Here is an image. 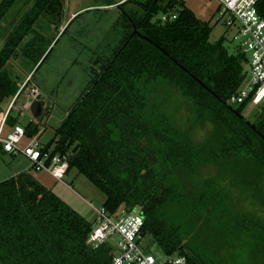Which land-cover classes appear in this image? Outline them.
Listing matches in <instances>:
<instances>
[{"label":"trees","instance_id":"16d2710c","mask_svg":"<svg viewBox=\"0 0 264 264\" xmlns=\"http://www.w3.org/2000/svg\"><path fill=\"white\" fill-rule=\"evenodd\" d=\"M17 2L0 0V23ZM132 2L141 14L125 9ZM118 7L121 15L93 51L96 59L84 67L89 84L56 131L51 152L68 157L66 176L77 170L105 195L103 206L109 212L140 209L145 235L166 256L220 264L216 254L210 258L195 249L194 240L201 222L215 218L222 226L228 212L230 242L260 248L255 257L249 252L253 247L247 248L240 263L264 264V224L228 210L230 204L215 194L214 181L203 187L197 183L204 167L228 169L236 157L264 171V106L252 122L243 115L248 103H228L246 82L247 56L230 53L224 38L210 42V24L179 0H125ZM64 8L65 0H36L10 33L0 52V102L20 90L6 69L8 61L29 35L20 53L38 65L37 72L68 29L60 31ZM258 11L264 18V0ZM161 13L176 18L163 21ZM42 21L52 25L51 35L40 27ZM160 83L172 86L189 103L190 130L208 122L220 130L217 149L195 144L190 130H180L153 108V89ZM15 125L9 116L7 126ZM25 129L28 139L40 133L34 123ZM5 154L0 150V157ZM94 223L32 174L19 173L0 183V264H111L112 245L93 249L87 244Z\"/></svg>","mask_w":264,"mask_h":264},{"label":"rangeland","instance_id":"374dc122","mask_svg":"<svg viewBox=\"0 0 264 264\" xmlns=\"http://www.w3.org/2000/svg\"><path fill=\"white\" fill-rule=\"evenodd\" d=\"M35 1L18 0L8 16L2 20L0 23V52L5 48L10 33L13 29L14 31L17 29L22 18L34 6ZM124 1L65 0L60 31L63 32L67 26L68 29L53 45V51L46 63L35 72L38 65L21 56L20 50L23 48V44L32 38L28 35L23 44L17 48L18 55L11 58L6 65L11 79L20 89L27 83L24 90L18 95L10 117L16 121V125H21L23 128H26L30 123L38 125L40 128L39 143L43 147L52 145L50 151H54L56 148V131L63 123L67 112L78 102L89 84L90 77L84 67H89L96 59L93 51L98 47L105 32L109 33L120 17L121 11L118 5ZM135 1L145 2L147 0ZM179 1L193 11L199 20L210 24L212 27L210 42H217L224 38L225 46L230 53L239 52L237 49L239 42L234 40V30H230L218 22L220 5L217 0ZM135 3L126 5L125 9L130 11L132 9L141 14V10ZM172 14L175 13H168L169 16ZM77 16L79 17L76 18ZM164 16L167 15L159 14L161 19ZM49 26L52 27L46 21L40 25L48 33ZM90 49H92L91 52H89ZM33 88L39 90L44 103V111L38 118H35L31 110L27 108L28 95ZM13 98L14 96H10L1 100L0 122ZM151 104L158 113L173 119L180 130H190L193 114L189 103L172 86L160 83L156 89L154 88ZM260 106H247L243 115L254 122L264 105ZM190 131L195 144H206L214 149L218 148L221 132L212 123L208 122L204 127L194 128ZM31 141L32 139L27 138L23 145H27ZM145 144L153 146L155 143L145 141ZM22 172L32 174L44 187L88 219L95 220L96 218V212L90 203L95 208H100L105 202V195L77 170H72L63 182H60L46 172H36L31 162L22 155L5 154L0 157V183ZM208 181L215 182V194L220 201L224 200L223 203L230 204L229 208L226 207L228 210L237 214L250 215L259 224H264V171L255 162H248L236 157L231 161L228 169L207 165L201 171L197 183L203 187ZM225 216L227 219L222 226L216 223L215 218L207 220L208 223L201 222L198 225V232L194 240L195 249L203 251L206 257L210 258L216 254L220 264H241L240 261L247 248L253 247L249 252L251 256L255 257L254 250L258 251L259 245L247 247L243 243L230 242L228 230H231V219L228 212ZM146 239V251H151L160 261H164L166 255L154 238L148 234Z\"/></svg>","mask_w":264,"mask_h":264},{"label":"built area","instance_id":"2783aa9c","mask_svg":"<svg viewBox=\"0 0 264 264\" xmlns=\"http://www.w3.org/2000/svg\"><path fill=\"white\" fill-rule=\"evenodd\" d=\"M219 2L218 22L228 29L234 30V40L239 42L237 49L248 58V73L244 86L232 95L228 103L239 107L245 103L264 105V18L258 11L260 0H217ZM175 19L176 16H170ZM164 16L163 21L170 18ZM21 87L13 98L8 110L0 122V150L12 156L22 155L31 162L36 172H46L57 181L63 182L69 169L67 156L54 155L51 151H43L39 136L23 145L27 139L25 127L7 126V119L14 108L18 95L24 90ZM40 95L33 88L28 95L27 108ZM96 219L89 234L87 244L98 249L104 244L114 247L111 264H191L186 256H166L160 261L151 251H146L144 233L145 217L140 209L121 207L114 213L104 206L95 208Z\"/></svg>","mask_w":264,"mask_h":264},{"label":"water","instance_id":"95a60500","mask_svg":"<svg viewBox=\"0 0 264 264\" xmlns=\"http://www.w3.org/2000/svg\"><path fill=\"white\" fill-rule=\"evenodd\" d=\"M35 3V2H34ZM26 15V14H25ZM25 17V16H24ZM23 19V18H22ZM44 109V103L42 100V95L40 94L32 103L30 110L35 118H38L41 116ZM78 146L74 149V152L78 150Z\"/></svg>","mask_w":264,"mask_h":264},{"label":"crops","instance_id":"0c3cea01","mask_svg":"<svg viewBox=\"0 0 264 264\" xmlns=\"http://www.w3.org/2000/svg\"><path fill=\"white\" fill-rule=\"evenodd\" d=\"M49 35H51V33H49ZM52 35H54V34H52ZM96 219V218H95Z\"/></svg>","mask_w":264,"mask_h":264},{"label":"flooded vegetation","instance_id":"af4514ba","mask_svg":"<svg viewBox=\"0 0 264 264\" xmlns=\"http://www.w3.org/2000/svg\"><path fill=\"white\" fill-rule=\"evenodd\" d=\"M44 21H42V23H43Z\"/></svg>","mask_w":264,"mask_h":264}]
</instances>
